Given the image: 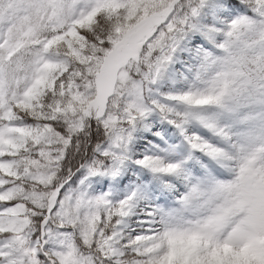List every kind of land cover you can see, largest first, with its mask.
<instances>
[{
	"label": "snow or ice",
	"instance_id": "1",
	"mask_svg": "<svg viewBox=\"0 0 264 264\" xmlns=\"http://www.w3.org/2000/svg\"><path fill=\"white\" fill-rule=\"evenodd\" d=\"M0 264H264V0H0Z\"/></svg>",
	"mask_w": 264,
	"mask_h": 264
}]
</instances>
